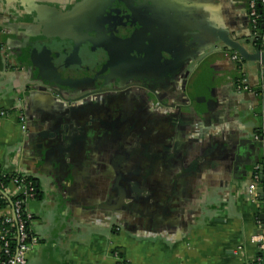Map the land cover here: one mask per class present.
<instances>
[{"label":"crops","instance_id":"1","mask_svg":"<svg viewBox=\"0 0 264 264\" xmlns=\"http://www.w3.org/2000/svg\"><path fill=\"white\" fill-rule=\"evenodd\" d=\"M96 3L0 0V171L39 192L26 202L38 240L27 264H254L264 208L248 190L256 168L264 187L252 141L263 70L233 63L221 40L254 53L245 0H161L168 70L149 82L143 125L124 132L78 115L114 97L81 101L89 82L61 80L42 60L82 36ZM241 77L252 93L235 94Z\"/></svg>","mask_w":264,"mask_h":264},{"label":"flooded vegetation","instance_id":"2","mask_svg":"<svg viewBox=\"0 0 264 264\" xmlns=\"http://www.w3.org/2000/svg\"><path fill=\"white\" fill-rule=\"evenodd\" d=\"M160 3L161 0H97L96 12L100 15L82 36L66 40L57 55L42 54V60L57 71L59 79L89 82L91 93L81 101L99 103L102 98L114 97V102L105 101L98 109H95L97 104L84 105L78 115L87 113V118L95 115V121L102 115L103 126L109 125L119 132L137 129V119L143 125L144 116L149 112L146 90L149 82L161 83L165 77L159 76L167 73L169 66L164 52L166 34L161 12L159 7L156 9ZM245 8L251 30L248 0ZM256 33L261 34L258 30ZM261 78L264 79V72ZM81 91L73 89L72 92L80 94ZM76 119L83 125L82 118Z\"/></svg>","mask_w":264,"mask_h":264},{"label":"built area","instance_id":"3","mask_svg":"<svg viewBox=\"0 0 264 264\" xmlns=\"http://www.w3.org/2000/svg\"><path fill=\"white\" fill-rule=\"evenodd\" d=\"M264 6V0H260ZM256 0H248V12L253 38L260 52L264 53V31L257 34L256 30L262 20L264 28V16H260L257 12ZM4 52V48L0 45V56ZM231 61L240 62L241 58L235 53L230 56ZM236 90L238 93H252L246 84L245 78L241 77L237 82ZM245 93V94H246ZM259 94H264V79L261 78ZM20 128L25 132L24 118H19ZM260 129L262 134L253 135L256 144L261 145V151L264 153V108L260 111ZM8 179L5 183L4 180ZM253 186L248 190L250 202L257 207L263 209L262 197L264 195V187L262 183L261 173L255 169L253 177ZM263 189V194L259 190ZM36 198V189L32 179L27 175L5 174L0 171V264H27L28 254L31 248L38 244V240L31 234L30 228L33 224V217L26 209V202ZM258 232L253 236V240L259 246V256L254 264H264V225L261 221ZM115 258L122 263L118 255ZM124 264V263H122Z\"/></svg>","mask_w":264,"mask_h":264},{"label":"water","instance_id":"4","mask_svg":"<svg viewBox=\"0 0 264 264\" xmlns=\"http://www.w3.org/2000/svg\"><path fill=\"white\" fill-rule=\"evenodd\" d=\"M167 36L169 37V35H167ZM221 40H222V43L224 45V48H228L230 50H233L234 53H236L243 60H248V61H252L254 63H257L259 65V67H260V71L263 70V72H264V53L260 52V49L257 47L256 40L253 38L252 31L250 32V36L248 38V42H249V44L251 45V47L253 49V52H254L253 54H249L245 47H243L240 44H238L237 42L231 40L226 35H223ZM233 63H235V62H233ZM235 64H238V63H235ZM235 94L240 95L241 93H238L237 90H236ZM246 94H248V93H246ZM56 97L61 99V96L59 94H57ZM258 117L260 119V113L258 114ZM252 141H253V144H254L253 146L256 147L257 144L254 141V139ZM256 148L261 150V145L258 144ZM259 193L262 195L263 194V189H260Z\"/></svg>","mask_w":264,"mask_h":264},{"label":"trees","instance_id":"5","mask_svg":"<svg viewBox=\"0 0 264 264\" xmlns=\"http://www.w3.org/2000/svg\"><path fill=\"white\" fill-rule=\"evenodd\" d=\"M256 7H257V12H258V14H260V16L262 17V16H264V6L261 4V2H260V0H256ZM262 20H260V24L258 25V28H257V30L259 31V32H263L264 31V28H263V26H262ZM262 129H258V131L256 132V134L257 135H261L262 134V131H261ZM7 180L8 179H5L4 180V182L6 183L7 182ZM32 182H33V185H34V187H35V189H36V197L39 195L38 193V190H37V188H36V185H35V181L34 180H32ZM6 203L4 202V203H2L0 206L2 207V206H4ZM118 258L119 259H122V257L121 256H119L118 255Z\"/></svg>","mask_w":264,"mask_h":264},{"label":"rangeland","instance_id":"6","mask_svg":"<svg viewBox=\"0 0 264 264\" xmlns=\"http://www.w3.org/2000/svg\"><path fill=\"white\" fill-rule=\"evenodd\" d=\"M36 246V245H35Z\"/></svg>","mask_w":264,"mask_h":264}]
</instances>
